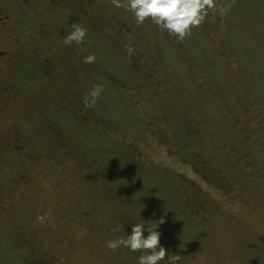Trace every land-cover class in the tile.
<instances>
[{"label":"rangeland","instance_id":"374dc122","mask_svg":"<svg viewBox=\"0 0 264 264\" xmlns=\"http://www.w3.org/2000/svg\"><path fill=\"white\" fill-rule=\"evenodd\" d=\"M217 5L182 41L111 0L96 30L16 35L32 79L0 71V264H136L105 243L141 219L180 264H264V0Z\"/></svg>","mask_w":264,"mask_h":264},{"label":"clouds","instance_id":"9594fccd","mask_svg":"<svg viewBox=\"0 0 264 264\" xmlns=\"http://www.w3.org/2000/svg\"><path fill=\"white\" fill-rule=\"evenodd\" d=\"M111 3L113 7L124 8L129 12L136 26L149 21L161 32H166L181 41L191 34L192 29L198 28L205 22L209 12L218 13L221 17L224 14L223 9L218 8L217 0H111ZM66 32L63 42L71 45L74 42L76 44L84 42L88 30L79 23H72L67 27ZM96 59L95 54H89L84 56L83 63L94 64ZM102 91L101 85H95L84 96L83 103L91 106ZM37 221L51 223L47 213L39 215ZM163 222V219L152 222L151 227H147L146 221L142 219L140 222H130V233L107 240L105 246L112 251L127 249L129 252H139L136 264H180L181 255L172 254L171 251L166 252L165 247L160 243L161 233L156 229ZM112 231L119 232L120 226H114Z\"/></svg>","mask_w":264,"mask_h":264},{"label":"flooded vegetation","instance_id":"af4514ba","mask_svg":"<svg viewBox=\"0 0 264 264\" xmlns=\"http://www.w3.org/2000/svg\"><path fill=\"white\" fill-rule=\"evenodd\" d=\"M96 0H0V71L15 68L21 78L27 79V73L19 67L20 58L14 53L19 38L16 35L37 37L45 34L44 24L39 20L48 21L53 26L62 29L71 23V18L88 21L91 28L96 30L99 19L91 13ZM118 24V23H117ZM116 24V26H117ZM43 77L53 80L55 66L51 59L46 58L43 63ZM136 67V63L134 64ZM30 77V76H29ZM58 143L62 141L61 134L56 132ZM203 180L207 179V171L197 168ZM46 264V263H38ZM47 264H50L48 262Z\"/></svg>","mask_w":264,"mask_h":264}]
</instances>
